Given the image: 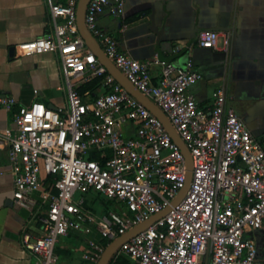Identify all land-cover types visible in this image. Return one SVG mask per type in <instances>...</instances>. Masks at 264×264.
<instances>
[{
    "label": "built area",
    "instance_id": "1",
    "mask_svg": "<svg viewBox=\"0 0 264 264\" xmlns=\"http://www.w3.org/2000/svg\"><path fill=\"white\" fill-rule=\"evenodd\" d=\"M127 0H90L84 23L105 56L143 96L166 116L189 151L191 178L182 199L144 231L123 242L113 259L132 264H261L249 231L264 230V147L244 121L226 107L223 87L202 110L189 88L202 80L190 60L183 67L153 56L140 62L120 50L118 39L103 30L105 13L122 18ZM50 32L15 46L17 57L57 54L67 103L49 108L13 98L0 105L13 114V127L0 132L7 147L17 206L45 211L37 215L40 235L22 238L34 264H61L55 252L70 231L112 242L133 227L170 208L186 183V162L162 123L133 98L85 44L77 25L78 0H46ZM123 25L120 31H124ZM227 50L229 34L203 31L198 45L215 48L219 36ZM159 69L157 82L153 68ZM98 80L99 95L79 92ZM129 125L134 138L125 137ZM93 192L122 205L126 212L96 216L84 208ZM40 193L36 201L32 194ZM108 245V244H107ZM106 245L87 241L84 264H98Z\"/></svg>",
    "mask_w": 264,
    "mask_h": 264
},
{
    "label": "crops",
    "instance_id": "2",
    "mask_svg": "<svg viewBox=\"0 0 264 264\" xmlns=\"http://www.w3.org/2000/svg\"><path fill=\"white\" fill-rule=\"evenodd\" d=\"M222 13L230 15L228 32L213 30L218 27ZM151 16L161 31L159 41L148 30ZM98 24L118 39L121 51L137 61H148L157 55L183 67L190 60L193 69L203 76L188 90L197 105L208 111L213 91L223 87L226 107L244 121L264 147V0H127L124 17L114 18L105 13ZM123 25L126 28L120 31ZM50 30L46 0H0V99H15V109L32 102L52 109L67 103L57 54L26 57H17L14 51L10 54V49L17 44L43 37ZM203 31L229 34L228 49H223L221 35L215 48L200 47L198 37ZM158 74L159 69L153 68L155 82ZM100 93L99 89L95 91L96 95ZM12 121L13 114L0 105V132L12 128ZM122 129L125 136L135 137L131 126ZM13 190L5 147L0 151V264H34L35 257L24 249L22 238L25 233L33 238L40 235L37 215L44 212L45 207L38 210L37 205L31 207L30 203L26 207L17 206ZM91 194L110 201L90 192L84 208L96 216L107 213L99 212L95 202L93 209L86 207L87 200L93 199ZM39 197L40 193H35L30 200L33 202ZM113 203L119 210L124 208ZM70 232L71 235L60 238L55 247L61 264H84L81 250L89 240L106 248L113 242L101 240L95 229L90 234ZM246 237L255 241L258 261L264 264V230L249 231Z\"/></svg>",
    "mask_w": 264,
    "mask_h": 264
},
{
    "label": "water",
    "instance_id": "3",
    "mask_svg": "<svg viewBox=\"0 0 264 264\" xmlns=\"http://www.w3.org/2000/svg\"><path fill=\"white\" fill-rule=\"evenodd\" d=\"M90 0H78L77 9H76V17H77V25L79 29V33L83 38L85 44L90 48V50L94 53L96 58L99 62L107 69V71L116 79V81L138 102H140L151 114H153L164 126L166 132L172 139V141L179 147L181 153L183 154L186 162V183L184 188L179 192L178 196L172 202L170 208L162 211L160 214L152 216L149 220L138 224L137 226L133 227L131 230L126 232L124 235L118 237L114 240L104 251L102 254L98 264H107L113 255L118 250L119 246L131 239L133 236L137 235L138 233L144 231L147 227H149L153 222L158 220L159 218L163 217L166 213L170 211L172 207L177 205V203L182 199L184 194L186 193L190 178H191V159L189 156V151L175 133L174 129L168 122L164 113L148 98L143 96L129 81L123 76V74L113 65V63L105 56L103 53L100 45L98 42L91 36L88 32L85 23H84V13L87 7V4ZM229 13H222L218 17V27L213 29L215 31L220 32H228L229 31ZM149 31L153 32L156 37L157 41L160 40V33L161 31L154 25V21L152 16L150 17V24H149ZM14 48L10 49V54H13Z\"/></svg>",
    "mask_w": 264,
    "mask_h": 264
},
{
    "label": "trees",
    "instance_id": "4",
    "mask_svg": "<svg viewBox=\"0 0 264 264\" xmlns=\"http://www.w3.org/2000/svg\"><path fill=\"white\" fill-rule=\"evenodd\" d=\"M99 87V82L98 80H94L90 83H87V84H84L82 85L80 88H79V92L81 94H83L85 91H89L92 93V96L94 95L95 96V91L97 90V88ZM92 196H94L93 194H91ZM96 201H99L100 204L103 206V210L102 212L105 213V212H108L110 210L113 209V211L116 210V206L113 204V202H110V201H106L100 197H97V196H94V199H91V200H87L86 202V207L88 208H92V204ZM109 204L111 205V209H109ZM71 233V232H70ZM68 233V235L70 234ZM71 235V234H70ZM129 260L127 258H119L117 262H115V264H129L128 263Z\"/></svg>",
    "mask_w": 264,
    "mask_h": 264
},
{
    "label": "rangeland",
    "instance_id": "5",
    "mask_svg": "<svg viewBox=\"0 0 264 264\" xmlns=\"http://www.w3.org/2000/svg\"><path fill=\"white\" fill-rule=\"evenodd\" d=\"M125 137H127V136H125ZM81 197H84L85 199H89V195H81V194H76V196H75V200H78L79 198H81ZM93 199H94V196H91ZM96 204H95V206L98 208L97 210L100 212L101 210H103V206L100 204V202L99 201H96L95 202ZM115 206H116V204L115 203H113ZM112 205V204H111ZM111 205L109 204V209H111L112 207H111ZM113 210V209H112ZM119 210V208L118 207H116V210L115 211H118ZM122 211H125L126 212V210H125V208H123L122 209Z\"/></svg>",
    "mask_w": 264,
    "mask_h": 264
}]
</instances>
